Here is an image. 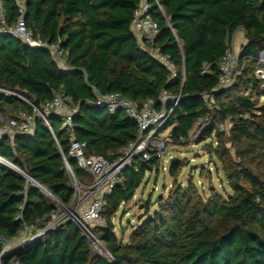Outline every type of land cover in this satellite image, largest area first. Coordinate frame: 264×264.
<instances>
[{"label":"trees","instance_id":"trees-1","mask_svg":"<svg viewBox=\"0 0 264 264\" xmlns=\"http://www.w3.org/2000/svg\"><path fill=\"white\" fill-rule=\"evenodd\" d=\"M141 0H26L27 26L43 39L60 44L69 69L61 68L51 52L32 48L0 34V114L16 117L33 112L59 94L78 106L74 129L64 131L62 117L51 114L52 130L40 117L34 130L14 140L0 137V155L32 179L0 163V236L16 238L25 226H45V216L56 209L38 184L69 207L75 188L66 171L63 153L76 178L84 184L93 176L69 155L71 134L87 143L88 155L114 161L138 139L137 123L124 111L99 106V96L118 92L142 107L153 100L159 107L163 89L180 97L164 124L168 144L187 143L195 122L206 114L211 128L196 138L221 165L227 187L206 193L193 180L178 182L185 163L171 161L174 179L167 197L160 196L146 219L128 240L118 238L113 221L132 200L148 172L160 171L161 158L137 156L127 166L102 211L105 225L95 229L113 254L108 262L96 254L72 221L47 231L25 248L10 253L5 262L19 264H264V93L256 76L264 52V0H151L150 10L160 32L152 43L140 44L132 31ZM16 0H2L0 18L13 24L19 17ZM246 43L238 59V73L227 88L219 84L220 63L237 30ZM158 48L175 66V74L156 60ZM209 72L203 74V64ZM210 94L215 109L201 95ZM233 118L223 132L216 119ZM2 123L0 122V126ZM185 139V141L183 140ZM36 183V184H35Z\"/></svg>","mask_w":264,"mask_h":264},{"label":"built area","instance_id":"built-area-1","mask_svg":"<svg viewBox=\"0 0 264 264\" xmlns=\"http://www.w3.org/2000/svg\"><path fill=\"white\" fill-rule=\"evenodd\" d=\"M159 9L163 12V7L158 0H155ZM19 6V17L13 24H8L4 17L0 18V34L12 36L22 41L24 44L32 48H43L49 50L56 63L63 69H69L65 59V51L58 43H51L43 39L30 29L25 21L26 0H16ZM2 0H0V7ZM152 8L151 0H141L136 11L132 23V31L140 44L152 43L157 38L160 27L158 22L150 13ZM150 54L161 64L167 67L175 74L174 63L160 52L158 48L149 50ZM240 52L236 51L233 45L228 48L220 63V79L219 84L212 90L215 92L220 89L229 87L235 80L238 73V59ZM260 66L256 70V76L261 81V90H264V52L260 57ZM209 72V64H203L202 73ZM0 92L6 95L19 94L5 88H0ZM204 103L209 109H215V103L210 94L201 95ZM180 97H176L167 89H163L159 97V107H155L153 100H147L142 107H138L132 100L124 97L118 92L108 93L98 97L97 104L108 108L110 112L118 110L124 111L131 119H133L139 128L140 135L137 140L131 142L123 151L118 159L111 161L102 155H88L87 143L77 140L73 134L70 136L69 155L75 158L80 167L87 170L92 176L93 181L89 184L81 183L68 162L67 156L63 153L65 168L69 174L75 193L73 201L69 207L60 203L52 194L44 188L36 184L43 193L56 204V209L45 216V226H25L20 235L16 238H8L0 236V264H19L17 260L10 259L5 262L6 257L18 249L25 248L29 243L43 236L47 231L56 228L66 221L74 222L84 236L88 239L93 251L100 255L108 262L115 260L113 254L107 249L105 243L97 235L95 229L101 227L100 223L105 222L102 217V211L105 207V197L112 193L115 185L120 178L123 170L137 156H142L146 160L152 159L154 156L164 157L168 152V134L167 131L162 132V128L170 118L179 103ZM260 103H264V93L259 98ZM72 98L65 94H59L52 100L45 101L41 107L34 104L33 112H21L16 117H8L0 114V137L8 136L10 140L18 134L27 135L33 132L37 117L44 120L45 124L52 130L49 116L51 114L60 115L63 119L61 128L66 132H73V118L78 112V106H71ZM208 123L212 124V118L209 114L199 118L192 130L189 132V138L193 134L199 135L201 129ZM216 126L223 132L229 131L233 126V118L228 116L225 120L216 119ZM185 141V139L183 138ZM6 160L0 155V163ZM131 161V162H130ZM21 174L32 181V179L21 169ZM86 189L83 190L81 187ZM92 195V200L86 202L84 195ZM84 202L81 209L78 205Z\"/></svg>","mask_w":264,"mask_h":264},{"label":"rangeland","instance_id":"rangeland-1","mask_svg":"<svg viewBox=\"0 0 264 264\" xmlns=\"http://www.w3.org/2000/svg\"><path fill=\"white\" fill-rule=\"evenodd\" d=\"M168 132L169 130L165 134ZM197 136V134L191 135L186 141L187 143L181 145H175L171 142L168 144V152L161 158L162 167L160 171L148 172L135 197L122 206L114 216L113 221L118 238L127 241L132 229L146 219L144 207L149 200L153 202L150 207L151 212H153L157 209L156 201L158 198L160 196L167 197L174 184V179L169 174V167L175 158H179L185 163L178 182L187 184L188 180H193L206 193L211 187H215L219 191H223V188L227 187L220 163L215 158L210 157V153L204 148V145L210 143L211 140L198 144ZM81 188L86 189L84 186ZM227 188L229 190V187ZM84 197L86 202L93 199L91 194L84 195ZM83 205L84 202H81L78 205V210ZM100 225L104 226L105 222H101Z\"/></svg>","mask_w":264,"mask_h":264},{"label":"crops","instance_id":"crops-1","mask_svg":"<svg viewBox=\"0 0 264 264\" xmlns=\"http://www.w3.org/2000/svg\"><path fill=\"white\" fill-rule=\"evenodd\" d=\"M245 43H246L245 31L243 29L237 30L233 37V42H232L233 47L236 48V51L240 52L242 46Z\"/></svg>","mask_w":264,"mask_h":264},{"label":"water","instance_id":"water-1","mask_svg":"<svg viewBox=\"0 0 264 264\" xmlns=\"http://www.w3.org/2000/svg\"><path fill=\"white\" fill-rule=\"evenodd\" d=\"M210 128H211V124H210V123H208L207 125H205V126L201 129V131H200V133H199V137H201L202 134H203L204 132H206L207 130H209ZM177 160H178V158L173 159V160H172V163L175 162V161H177ZM8 163H9V164H8ZM3 164L6 165V166H8V167H10L11 169H13V170H15V171L21 173V169H20L19 167H17L16 165H14L13 163H11V162L6 161V162H4Z\"/></svg>","mask_w":264,"mask_h":264},{"label":"bare ground","instance_id":"bare-ground-1","mask_svg":"<svg viewBox=\"0 0 264 264\" xmlns=\"http://www.w3.org/2000/svg\"><path fill=\"white\" fill-rule=\"evenodd\" d=\"M9 164V163H8Z\"/></svg>","mask_w":264,"mask_h":264}]
</instances>
